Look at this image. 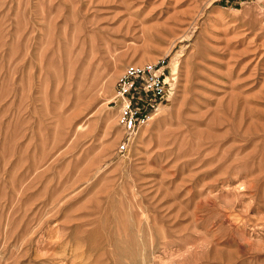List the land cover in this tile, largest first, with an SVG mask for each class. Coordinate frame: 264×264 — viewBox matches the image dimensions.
Returning a JSON list of instances; mask_svg holds the SVG:
<instances>
[{
  "label": "rangeland",
  "instance_id": "rangeland-1",
  "mask_svg": "<svg viewBox=\"0 0 264 264\" xmlns=\"http://www.w3.org/2000/svg\"><path fill=\"white\" fill-rule=\"evenodd\" d=\"M0 264H264V0H0Z\"/></svg>",
  "mask_w": 264,
  "mask_h": 264
},
{
  "label": "built area",
  "instance_id": "built-area-1",
  "mask_svg": "<svg viewBox=\"0 0 264 264\" xmlns=\"http://www.w3.org/2000/svg\"><path fill=\"white\" fill-rule=\"evenodd\" d=\"M173 77L165 59L128 64L115 85L114 102L122 133L118 153H129L144 126L158 114Z\"/></svg>",
  "mask_w": 264,
  "mask_h": 264
},
{
  "label": "bare ground",
  "instance_id": "bare-ground-1",
  "mask_svg": "<svg viewBox=\"0 0 264 264\" xmlns=\"http://www.w3.org/2000/svg\"><path fill=\"white\" fill-rule=\"evenodd\" d=\"M7 242V241H6ZM4 243V242H3ZM7 246H9L10 247V245H7ZM2 249V248H1ZM6 251V250H5ZM6 253V252H5ZM2 255V254H1Z\"/></svg>",
  "mask_w": 264,
  "mask_h": 264
}]
</instances>
